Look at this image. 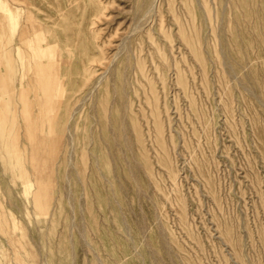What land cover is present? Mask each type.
Returning <instances> with one entry per match:
<instances>
[{
	"label": "rangeland",
	"instance_id": "1",
	"mask_svg": "<svg viewBox=\"0 0 264 264\" xmlns=\"http://www.w3.org/2000/svg\"><path fill=\"white\" fill-rule=\"evenodd\" d=\"M0 264H264V0H0Z\"/></svg>",
	"mask_w": 264,
	"mask_h": 264
}]
</instances>
